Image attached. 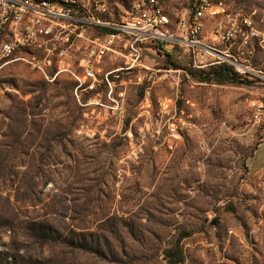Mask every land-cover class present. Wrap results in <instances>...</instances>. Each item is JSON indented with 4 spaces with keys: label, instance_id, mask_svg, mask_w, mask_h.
<instances>
[{
    "label": "rangeland",
    "instance_id": "obj_1",
    "mask_svg": "<svg viewBox=\"0 0 264 264\" xmlns=\"http://www.w3.org/2000/svg\"><path fill=\"white\" fill-rule=\"evenodd\" d=\"M160 1L183 35L191 0ZM143 63L120 115L79 107L69 77L0 67V264H167L181 232L180 264H264V86L199 82L181 47Z\"/></svg>",
    "mask_w": 264,
    "mask_h": 264
},
{
    "label": "built area",
    "instance_id": "obj_2",
    "mask_svg": "<svg viewBox=\"0 0 264 264\" xmlns=\"http://www.w3.org/2000/svg\"><path fill=\"white\" fill-rule=\"evenodd\" d=\"M190 10L175 36L160 0H132L120 19L107 18V0H0V61L9 59L0 67L20 61L49 82L69 77L79 107L110 115L124 112L129 76L141 82L146 56L164 58L177 47L195 69L226 64L264 86V5L191 0ZM115 57L121 62L107 66Z\"/></svg>",
    "mask_w": 264,
    "mask_h": 264
},
{
    "label": "trees",
    "instance_id": "obj_3",
    "mask_svg": "<svg viewBox=\"0 0 264 264\" xmlns=\"http://www.w3.org/2000/svg\"><path fill=\"white\" fill-rule=\"evenodd\" d=\"M171 56L172 55L167 54L166 57L170 58ZM189 74L199 82H203V83H209V82H214L217 84H221V83L250 84L251 83V81L241 78L230 66L226 64L210 66L206 69H195L194 72L190 71ZM40 229L43 230V235L52 236L48 231L51 230L50 228L41 226ZM189 235L190 234L187 232H181L176 240L174 247L165 251L164 257L167 261V264H180L183 261V252L180 247V242ZM10 264H14V263H10ZM19 264H23V263H19ZM26 264H31V263L26 262Z\"/></svg>",
    "mask_w": 264,
    "mask_h": 264
}]
</instances>
